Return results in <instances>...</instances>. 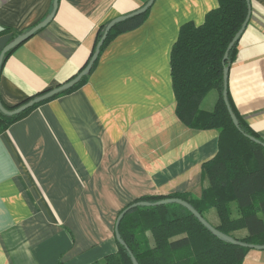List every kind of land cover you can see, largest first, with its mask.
<instances>
[{
    "label": "crops",
    "instance_id": "crops-1",
    "mask_svg": "<svg viewBox=\"0 0 264 264\" xmlns=\"http://www.w3.org/2000/svg\"><path fill=\"white\" fill-rule=\"evenodd\" d=\"M148 2L59 0L52 21L6 56L3 105L21 106L73 79L94 53L99 29ZM250 2L228 90L264 142V0ZM218 6L155 0L140 27L105 48L83 87L0 133V264L101 262L118 251L116 220L132 201L201 195L202 166L218 152L219 131L195 130L177 117L171 51L183 25L201 26ZM53 8L54 0H0V55Z\"/></svg>",
    "mask_w": 264,
    "mask_h": 264
},
{
    "label": "trees",
    "instance_id": "trees-1",
    "mask_svg": "<svg viewBox=\"0 0 264 264\" xmlns=\"http://www.w3.org/2000/svg\"><path fill=\"white\" fill-rule=\"evenodd\" d=\"M218 1L219 6L207 13L201 26L186 23L181 27L171 51L177 117L189 128L219 131L218 152L202 166V180L207 185L200 196L189 192L143 196L126 207L140 201L180 198L221 232L244 243L264 245V147L246 136L261 140L236 111L229 90L228 99L242 132L233 124L223 99L224 68L233 63L238 43L226 63L224 55L248 16V4L246 0ZM149 11L110 30L90 74L105 48L119 35L140 27ZM106 26L99 29L96 45ZM90 74L70 90L17 115L7 116L0 111V133L40 105L80 89ZM212 91L217 94L216 102L212 109H204V100ZM119 231L139 264H244L252 250L221 241L180 204L137 207L123 217ZM94 264L132 261L129 251L118 243L117 252Z\"/></svg>",
    "mask_w": 264,
    "mask_h": 264
},
{
    "label": "water",
    "instance_id": "water-1",
    "mask_svg": "<svg viewBox=\"0 0 264 264\" xmlns=\"http://www.w3.org/2000/svg\"><path fill=\"white\" fill-rule=\"evenodd\" d=\"M247 4H248V16L245 20V22L243 23L241 29L239 30V32L235 35V37L233 38V40L231 41V43L229 44L226 53L224 55V59L223 62L226 63L229 59V54L231 49L238 43L239 39L241 38L242 34L244 33V31L246 30L250 18H251V14H252V7H251V2L250 0H246ZM155 2V0H149V2L142 7L141 9L128 14V15H124V16H120L117 17L116 19L112 20L106 27L104 34L101 38V40L98 42L96 49L89 61V63L80 71V73H78L73 79H70L69 81L59 84L58 86H56L55 88L37 96L34 97L33 99H31L30 101H28L27 103L21 105L20 107L14 109V110H8L2 103L1 99H0V111L7 115V116H14L17 115L39 103H42L48 99H51L67 90H70L71 88H73L76 84H78L85 76L89 75L95 62L97 61L101 48L105 42V39L107 38L108 33L110 32V30L118 23L121 22H126L128 20H131L137 16H140L142 14H144L145 12H147L153 5V3ZM58 4H59V0H54V8L52 13L40 24H38L36 27H34L33 29H31L30 31L19 35L17 38H15L10 44H8L4 50L2 51L1 55H0V74H1V68L3 66L4 60L7 56L8 53H10L14 48H16L17 46H19L20 44H22L24 41H26L28 38H30L32 35H34L37 31H39L40 29L44 28L45 26H47L52 19L54 18L56 11L58 9ZM229 70H230V64L226 65L224 68V89H223V99L225 101L226 107L228 109V112L230 114V117L233 121V124L242 132L240 125H239V121L238 118L236 117L234 111L231 108L229 99H228V78H229ZM251 141L261 145L264 147V142L256 139L253 136L250 135H246ZM166 204H180L181 206H183L184 208H186L187 210H189L198 220L199 222L205 226L214 236H216L218 239H220L221 241H224L226 243H230L236 246H240V247H244V248H249V249H256V250H264V245H253V244H248V243H244L241 241H238L236 239H234L233 237L221 232L220 230H218L217 228H215L213 225H211L189 202L182 200L180 198H166L157 202H148V201H140V202H136L133 203L131 205H129L128 207H126L117 217L116 220V224H115V237L117 242L124 246L130 253V257H131V261L132 264H139V262L137 261V259L135 258V256L133 255L132 252H130L126 242L123 240L120 231H119V226L120 223L123 219V217L130 212L131 210L137 208V207H157L160 205H166Z\"/></svg>",
    "mask_w": 264,
    "mask_h": 264
},
{
    "label": "rangeland",
    "instance_id": "rangeland-1",
    "mask_svg": "<svg viewBox=\"0 0 264 264\" xmlns=\"http://www.w3.org/2000/svg\"><path fill=\"white\" fill-rule=\"evenodd\" d=\"M216 96V92L213 91L208 94V96L205 98V106H209V108L213 107ZM258 255H261V258H257L259 257ZM245 264H264V250L260 252V250L252 249L250 255L245 260Z\"/></svg>",
    "mask_w": 264,
    "mask_h": 264
}]
</instances>
